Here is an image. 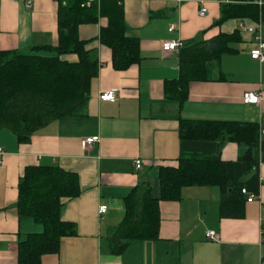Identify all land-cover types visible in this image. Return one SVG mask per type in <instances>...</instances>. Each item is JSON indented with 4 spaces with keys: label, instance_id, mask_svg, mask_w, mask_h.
Masks as SVG:
<instances>
[{
    "label": "crops",
    "instance_id": "obj_1",
    "mask_svg": "<svg viewBox=\"0 0 264 264\" xmlns=\"http://www.w3.org/2000/svg\"><path fill=\"white\" fill-rule=\"evenodd\" d=\"M28 2L32 7H27ZM121 2L127 34L140 40V63L115 69L112 50L100 41L107 20L82 25L80 39L89 42L87 49L97 52L100 62L85 114L61 117L24 142L0 128V264H20L19 244L44 230L18 210L20 178L30 166H59L74 172L81 187L80 196L63 200L62 207V219L75 224L76 234L64 237L59 253L45 255L41 264H261L263 162L258 170L259 193L246 203L243 217H221L219 188H185L180 201H160L157 238L130 240L121 254L112 251L110 238L124 221L135 189L148 184L151 196L160 198L159 169L175 165L180 157L182 120L254 122L264 130V63L250 56L258 47L257 33L240 29L241 24L257 23L249 19L218 23L222 6L236 0ZM59 7V0H0V49L33 53L36 46L57 47ZM203 8L207 12L200 15ZM236 31L242 39L233 44L238 53L222 57L213 80L192 82L183 103L171 99L165 88L179 78L180 50L166 53L163 44L201 43ZM62 58L78 61L77 55ZM110 91L116 92L115 101L100 98ZM246 92H257L261 102L245 104ZM90 137L99 141L84 148L83 140ZM245 151L228 140L220 149L224 161H236ZM137 159L142 161L141 169L136 168ZM101 206H107L105 214H100ZM210 231L217 240L206 237Z\"/></svg>",
    "mask_w": 264,
    "mask_h": 264
},
{
    "label": "trees",
    "instance_id": "obj_2",
    "mask_svg": "<svg viewBox=\"0 0 264 264\" xmlns=\"http://www.w3.org/2000/svg\"><path fill=\"white\" fill-rule=\"evenodd\" d=\"M236 0L222 6L218 23L249 19L264 26V0ZM59 0L57 47L36 46L33 53L0 49V128L11 130L19 142L66 116H83L91 85L98 76L97 52L87 49L88 41L79 28L97 24L100 41L112 50L113 67L123 71L141 61L140 40L127 34L121 0ZM242 41L238 31L219 34L180 50L179 78L166 83L171 99L185 102L192 82L212 81L213 71L226 54H236L233 44ZM50 52V55L41 52ZM64 55H77L71 62ZM180 157L175 165L160 167L161 196L154 199L147 184L128 198L124 221L110 238L112 251L121 254L130 240L155 239L160 227V201H180L190 187H217L222 218L244 216L248 196L259 193V165L264 163V137L254 122L182 120ZM230 141L245 147L236 161L221 158V146ZM141 192H139V190ZM138 191V192H137ZM81 194L79 177L59 166H30L19 182L18 210L43 225L41 233L29 234L19 244L20 264H41L45 255L58 254L62 239L76 234V226L62 219L63 200Z\"/></svg>",
    "mask_w": 264,
    "mask_h": 264
},
{
    "label": "built area",
    "instance_id": "obj_3",
    "mask_svg": "<svg viewBox=\"0 0 264 264\" xmlns=\"http://www.w3.org/2000/svg\"><path fill=\"white\" fill-rule=\"evenodd\" d=\"M90 2H91V0H87V2L85 4H83L82 6L84 7L86 5H89ZM258 4L262 5L263 1L259 0ZM27 7L28 8L32 7V4L30 2H28ZM206 12H207V9L203 8L200 11V15H205ZM175 29H176V25H174V24H172L169 28V30L171 32H173ZM240 29L243 32H248L251 34L257 33L258 47L254 48L251 51L250 56L253 60L258 61L260 63H264V32H263L262 22L260 21L259 23L255 24L253 26L241 24ZM184 45L185 44L183 43L182 40H174V41L165 42L162 46V49L166 53H171L174 51L181 50L184 47ZM100 98L102 100L113 102L117 99V94L114 91L105 92V93L101 94ZM261 99L262 98H261L260 94H258L257 92H246L243 96V100H244L245 104L258 105L261 102ZM261 136H264V130L261 132ZM98 141H99L98 137H90V138H86L85 140H83L82 145L84 148H88ZM2 152H3V150L0 148V154H2ZM135 164H136L137 169L142 168V161L140 159H137L135 161ZM263 184H264V178L261 177L260 178V185H263ZM243 193L248 196V198H247L248 202H253L257 198L256 194L248 193V191H246L245 189L243 190ZM99 212H100V214H105L107 212V206H101ZM206 237L210 240H217L216 233L213 231L208 232L206 234ZM260 242H261V244H264V229L261 232ZM261 264H264V261H262Z\"/></svg>",
    "mask_w": 264,
    "mask_h": 264
},
{
    "label": "rangeland",
    "instance_id": "obj_4",
    "mask_svg": "<svg viewBox=\"0 0 264 264\" xmlns=\"http://www.w3.org/2000/svg\"><path fill=\"white\" fill-rule=\"evenodd\" d=\"M216 189V188H215Z\"/></svg>",
    "mask_w": 264,
    "mask_h": 264
}]
</instances>
